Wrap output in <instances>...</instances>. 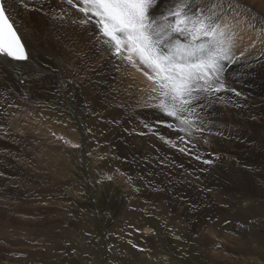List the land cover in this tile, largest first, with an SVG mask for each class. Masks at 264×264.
Instances as JSON below:
<instances>
[{"label":"rangeland","instance_id":"obj_1","mask_svg":"<svg viewBox=\"0 0 264 264\" xmlns=\"http://www.w3.org/2000/svg\"><path fill=\"white\" fill-rule=\"evenodd\" d=\"M164 1L161 0L159 6L164 7ZM239 5L250 16L262 17L264 21V12L244 1ZM66 6L68 12L79 14L76 9ZM160 12L158 7L157 15ZM83 33H77L73 38L77 49L71 51L68 62L64 61L66 68L58 63L53 65L52 72L57 77L51 96L35 100L34 110L38 113L29 114L31 123L16 125L13 121L15 112H6L0 118L3 130L0 158L5 161L0 164V264H264V222H259L256 228L253 225L255 219L264 217V211H260L259 217H252L250 198H246L245 204L241 199L230 205H224V200H216L217 204L208 191L211 187L206 186L219 189L214 195L221 197H225L226 192L228 198L244 195L245 178L236 183L227 176L235 163L241 169L248 168L247 164L255 165L254 168L261 172L256 178L264 180V166H260L264 163V133L256 134L249 129V124L264 127V116L253 110L263 106L252 104L248 109L246 104L257 97L253 92L254 83H263L264 79L251 74L248 76L252 80L240 81L237 72L233 74L229 69L227 82L238 91L244 90L240 91L244 103L237 104L233 93H222L228 96L229 103L218 101L206 110L207 113L203 112L207 119L201 125L205 129L203 133L193 131L191 138L185 136L188 142L184 143L180 141V135L168 137L166 131L163 137L177 147L164 144L160 138L157 139L162 145L158 147L159 151L146 152L141 139L137 137V143L136 137H132L140 133H130L142 126L143 121L136 118L132 124L123 120L128 113L123 106L126 104L123 95H119L124 91L121 87L125 77L118 66L120 60L109 62L105 59L109 48L95 44L92 38H83ZM102 61L107 63L104 68ZM107 94H111L109 105H115L120 112L119 118H109L107 110L112 107L105 102ZM96 101L98 105L92 107ZM143 107L138 104V108ZM91 110L99 115L105 111L109 119L103 115L98 127L90 125L87 122ZM17 127L19 130L15 129ZM180 147H184L187 154L178 151ZM48 148L52 151H43ZM248 148L251 153L246 159ZM198 155L200 160L195 159ZM204 159L213 163L204 164ZM173 168L182 171L179 173L181 180L178 178L175 182L177 191H172L167 183L172 181ZM163 174L167 177L162 178ZM109 176L110 180L107 179ZM160 176L164 182H155V177ZM197 184L202 186L200 192L196 191L199 189ZM189 200H193L191 205ZM211 201L214 207L220 208L219 214L208 221L217 227L216 245L200 241L197 226L192 225L194 217H200L205 205ZM186 205L191 208L188 214L182 210L188 209ZM131 212L134 215L129 223ZM237 224L241 225L240 229L236 228ZM248 226L251 230H246ZM214 246L217 248L212 251L216 255L213 257L208 251L214 250Z\"/></svg>","mask_w":264,"mask_h":264},{"label":"snow or ice","instance_id":"obj_2","mask_svg":"<svg viewBox=\"0 0 264 264\" xmlns=\"http://www.w3.org/2000/svg\"><path fill=\"white\" fill-rule=\"evenodd\" d=\"M30 2L13 0L25 8H29ZM60 2L82 14L81 18L72 19L73 24L94 26L101 45L107 46L113 56L142 71L152 84L148 99L155 103L151 106L171 118L173 123L167 124L169 129L185 134L179 136L180 141L187 143L185 136L191 137L193 131L204 132L202 113L218 101L228 102L222 93L242 95L226 78L229 68L240 63L245 55L241 52L237 56L233 51L236 36L233 25L221 23L224 13L234 11L233 0H168L159 15L154 10L161 0ZM60 11L54 19H65L70 14L66 9ZM245 22L264 35V22L257 25L254 18ZM0 58L29 60L6 0H0ZM160 138L177 147L163 136ZM178 151L186 153L184 147ZM195 159L201 157L198 155ZM202 162L213 163L208 159Z\"/></svg>","mask_w":264,"mask_h":264},{"label":"bare ground","instance_id":"obj_3","mask_svg":"<svg viewBox=\"0 0 264 264\" xmlns=\"http://www.w3.org/2000/svg\"><path fill=\"white\" fill-rule=\"evenodd\" d=\"M243 1L253 5L256 9H259L260 11L264 12V0H233V9H234V11L230 9L226 13L223 14L222 19H221V23L222 24L223 23H229V24L233 25L232 30L236 33L235 46L233 48L234 53L237 56H239L241 52H244V54H245L244 57L241 58V62L240 63L232 65L229 69L231 71H233V74H234V72H237V77H239L240 81H242V80L244 81V79L252 80L248 76V75H251V74L252 75L256 74L257 77H259L260 79H264V35H261L260 33H258L256 28L249 27L248 24L245 22L246 20H251V19L254 18V20L256 21L257 25H259L261 22H264V21L261 20L262 17L259 18L257 16H250V14L245 12L239 5L240 3L242 4ZM34 2H35V4H33ZM164 2H165V6L164 7L159 6L161 10H163L166 7V4L168 3V0H165ZM6 3L8 4L9 12L11 14V17H12L13 21L15 22V25L17 26L18 31L20 32V34H21V36H22V38H23V40L25 42L26 50L29 53V60L28 61L17 62V61H9V60H7L5 58H0V105H1L0 106V118H1V116L3 114H6V112H8V114H12L13 112H15L16 114L14 115L15 117H14L13 121H14V123L16 125H18L20 127V125L22 126V125L31 123V121H30L31 120L30 119L31 115H29V114L33 115L35 113H38V112H36V110H34V106L37 105V104H35V100L38 99V98H49L51 96V88L53 87V82H56L55 78L57 77L54 74V72H52V67H53L54 64L58 63L59 66H61L62 68H64V67L66 68L67 62L69 60V56L72 55L71 51H76V49H77V46H76V44L73 41V38L75 37V34L80 33V32H84L83 33V38L85 37V38H87V40L92 38L94 43L97 44V45L100 44V43L96 39V30H95L94 26H88V25L82 26L79 23H76V24L72 23L73 17L75 19H79V18H81L82 14L79 13V14L76 15L75 14L76 12L73 13V12H71L69 10V13H73L74 15H71V16L68 15L65 19H58V18L54 19L53 18L54 16L58 17L61 14V11H60L61 9L68 10V7L66 6V4L65 3H61L60 0H31V2L29 4V8H25L22 5H20L19 3H13V0H6ZM225 7H227V5H225ZM245 7H246V5H245ZM154 11H155V14H157V9H155ZM247 11H249V10H247ZM237 12L240 13L239 16L236 15ZM257 13H255V14H257ZM82 48H83V46H82ZM84 49H82V50H84ZM92 49L94 50V47ZM80 52H83V51L80 50ZM106 52H107V54L105 53L106 54V58L105 59H108L109 62L113 63L116 59L120 60L121 65H118V66H120V69H122V74L125 75V77L123 78V81H122L124 85L121 87V88H124V91L122 90L123 92H120V94H119L120 96L123 95V99L125 101L124 104L126 103L123 106H124V108L126 107L125 112L128 113V117H124V119H123L124 122L126 123V122L129 121V122L132 123L134 121V123H135L136 122L135 119L138 118V120L143 121V123H144L142 126H139V128H134V130L132 129V132H130L131 135L134 133V131H137V132L140 133V135H138V134L135 135L134 134L132 137H136L135 140H136L137 143H138V140H139L137 137H139L141 139L142 146H143L142 147L143 151H146V152L147 151H149V152L150 151H155V150L159 151L157 149H158V147H160L162 145H159L160 142H157L158 141L157 139L160 140L161 136L165 137L167 132H168V134H167L168 137L173 136L175 134L178 135V136L179 135L181 136V134L179 132H176L173 129H169L167 127L168 123H173L171 118L165 117L158 109H156L155 107L151 106L152 104L155 103V101L148 99V96L150 94V90L152 88V84L143 75L142 71H138L135 67H133L131 64H129L127 61L122 60L120 58H116L115 56H113L110 49H108V50L106 49ZM97 53H99V52H97ZM102 53H103V51H102ZM84 55H86V54H84ZM90 55H92V54H90ZM97 56H96V58H97ZM104 56L105 55L103 54V57ZM103 57H102V59H103ZM100 60H101V58H100ZM100 60H98V61H100ZM64 61H67V62L65 63ZM102 62H103V68H104V66H106L107 63L104 62V61H102ZM242 73H245V75H242ZM97 78H98V76H97ZM59 80H62V79H59ZM111 80H113V79H111ZM258 81L260 82V80H258ZM108 82H109V79H108ZM113 82H115V81H113ZM254 84L255 85L253 86L254 87L253 92H254V94L257 97L254 96L255 97L254 99H252L248 103L246 102V104H248L247 108L251 109L252 108V104H256V105L259 104V105H261L263 107L259 108V107L256 106V107H254L253 110L255 112H260V114H262L264 116V82L260 83V84L258 82H255ZM54 85H56V83H54ZM248 88H249V86H248ZM248 88H247V90H251V88L250 89H248ZM242 91H244V90H242ZM107 95L108 96L110 95V97L108 98ZM107 95H105L106 96V101L105 102L109 105L111 103V101H112V98H111V94H107ZM221 95H224V94H221ZM256 100H260L261 103L256 101ZM235 101H236L237 104H240V105L242 103H244V99L242 98V96L236 97ZM98 103L99 102L96 101L93 104L92 107H96L98 105ZM138 104H143L144 107L143 108H138ZM109 106H111L112 109L107 110V114L109 115V118L115 119L116 117H118V114H120V112L117 111V108L115 107V105L113 103L111 105H109ZM253 110H251V111L254 112ZM238 112H240V111H238ZM104 113H105V111L102 112V115H99V113L97 111L91 110V112H89V116H90L89 117V122H87V123L90 124V125L98 127L99 126L98 125L99 119H101V117L103 115L106 116ZM206 113H207V111H206ZM18 115H20V116H18ZM36 115H38V114H36ZM108 115L106 116V118H108ZM202 115H203V113H202ZM214 117H216V116L214 115ZM36 120L37 119H35L34 122L38 123ZM205 120H207V119H205ZM109 122H110V120H109ZM247 124H249V123L247 122ZM144 125H145V127H144ZM257 125H259V124H257ZM257 125L249 124V126H250L249 129H251V131H254L256 134L258 132L264 133V127L262 128V127H259ZM244 126H246V125H244ZM210 127L211 126H209V128ZM15 129L19 130L18 127L15 128ZM145 129H147V131H145ZM149 129H151V131ZM1 132H3L2 129L0 130V134H1ZM67 132H68V130H67ZM96 132L98 133L99 129L96 130ZM142 132L144 134H141ZM229 133H230V131H229ZM21 134H22V132H21ZM45 134H47V133H42L41 135H45ZM69 136H70V134H69ZM217 136H218V134H217ZM66 138H67V135H66ZM128 138L126 137V139H128ZM130 140H132V138ZM148 140H150V143H148ZM140 143H139V145H140ZM130 144H132V143H130ZM164 144H165V142H164ZM136 145H138V144H136ZM165 146H164V148H165ZM34 147H32L33 150L35 149ZM45 148H46V146H45ZM132 148L134 149V147H132ZM130 150H131V148H130ZM244 150H243V153H244ZM248 150L249 151H246L248 153V156L246 157V159L249 158V155L251 153V150L249 148H248ZM37 151H38V149H37ZM43 151H52V149L48 148V149H44ZM253 151H254V149H253ZM137 154L139 155V152H137ZM240 156H241V154H240ZM240 156H239V159H240ZM138 157H140V156H138ZM4 162L5 161H4L3 157L0 158V164H3ZM247 162H250V161H246V163ZM232 165H233V167L229 170V173H227V176H230V178L234 179L235 182L240 180V179H242L243 177L245 178V179H243L244 180L243 183H244L245 191L243 189L244 187L242 188V190L244 191L243 193H244V195L246 194V196L245 197H244V195L232 196V197L230 196L228 198V192H226V196L225 197H221V196H219L217 194L214 195L216 192H219V189L212 187L213 185L212 186L206 185L207 188L211 187V191L208 190L211 193L210 194L211 197L214 198L215 202H216V200L220 201V202L222 200H224V202L226 203L224 205H230V204H233V203L235 204V201H239L238 199H241L243 204H245L247 202V201H245L246 198H250L252 200V202H251L252 203V205H251L252 211H254V214L252 215V217H259L257 215L259 213L261 214L260 211H264V180H261V178H256V177H257L258 173L261 175V172L257 171V168H254L255 165L252 167L251 164L250 165L247 164L248 168L245 167L244 169H241L239 167L238 163H235V164H232ZM262 165L264 166V163L260 164V166H262ZM258 166H259V164H258ZM223 170H224V168H223ZM180 172H182V171H177V170L174 169V171H172V181H167L168 186L172 187V191H175L176 188H177V185L175 184V182H177L178 178H179V180H181V175H179ZM222 172H225V171H222ZM248 173H249V175H248ZM164 177H167V175L163 174L162 178H164ZM162 178H161V176L159 178L155 177V182H160V183L164 182V179L162 180ZM251 178H253L252 181H251ZM223 179H225V178H223ZM151 180L153 182V178ZM190 181H192V180H190ZM200 181H202V180H200ZM180 184L183 185V182H181ZM185 184H187V183H185ZM195 186H197L199 188L198 190L196 189V191L200 192L202 190V186L200 184H197ZM191 187H192V185H191ZM205 187L203 188L204 191H206ZM186 188H188V187H186ZM223 190L225 191L226 188L224 187ZM206 193H208V192L206 191ZM188 195L189 194H186L187 197H188ZM157 197H158V195H157ZM210 198H209V200H210ZM227 199H229V201ZM174 203H175V205L178 204L177 201H175ZM188 203H189V205H191L190 203H193V200H189ZM216 203L219 204L218 202H216ZM186 206L188 207V209H186V210L182 209V210H184L183 212H186L188 214L190 207L188 205H186ZM182 208H183V206H182ZM233 208H234V206H232V209ZM173 209H176V208H173ZM204 210L205 211L202 213V215L198 214L200 217H198V216L194 217L195 221L192 222V225H196L197 226L196 232H197V235L200 236L198 238L200 241H203V242L207 243V245L208 244H211V245L215 244L216 245L217 242H218L216 240L218 232L217 231L215 232V229L217 227L214 226V224H211V222H208V221H210V219H212L215 215L217 216L219 214L220 208H219V206L214 207L213 206V202L211 201L210 204L207 203V206L205 205ZM175 214L177 215L179 213L175 212ZM248 214H249V212H248ZM133 215H134V212L129 213V216H128L129 219L127 220V221H129V223L133 220V218H132ZM263 220H264V217H260V219H255L253 221V225L255 226V228L258 227L259 222L263 223L264 222ZM146 228H144V229H146ZM236 228L240 229L241 225L237 224ZM246 230H251V228L248 226V228ZM133 237L137 238V236H135V235H133ZM230 246H231V244H230ZM228 247H229V245H228ZM216 248L217 247L214 246V248H213L214 250H211V251L209 250L208 251V253L210 255H212L213 257L216 256V255L212 254V251H215Z\"/></svg>","mask_w":264,"mask_h":264}]
</instances>
